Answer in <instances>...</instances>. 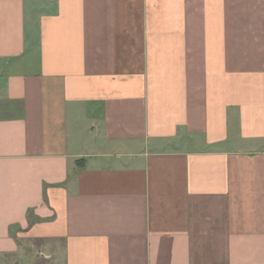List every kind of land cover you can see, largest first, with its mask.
Returning <instances> with one entry per match:
<instances>
[{"label": "crops", "instance_id": "1", "mask_svg": "<svg viewBox=\"0 0 264 264\" xmlns=\"http://www.w3.org/2000/svg\"><path fill=\"white\" fill-rule=\"evenodd\" d=\"M0 264H264V0H0Z\"/></svg>", "mask_w": 264, "mask_h": 264}]
</instances>
